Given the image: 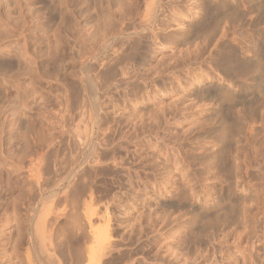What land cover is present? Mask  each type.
Returning a JSON list of instances; mask_svg holds the SVG:
<instances>
[{
    "label": "rangeland",
    "instance_id": "rangeland-1",
    "mask_svg": "<svg viewBox=\"0 0 264 264\" xmlns=\"http://www.w3.org/2000/svg\"><path fill=\"white\" fill-rule=\"evenodd\" d=\"M151 1L0 0V264H76L90 230L114 243L96 248L95 264H264V0L220 9L201 1L187 30L183 17L162 13L142 32ZM211 73L253 88L252 104L226 117L227 133L219 102L204 108L195 96ZM96 92L103 113L90 140ZM40 150L50 154L37 185L28 156ZM90 152L102 165L85 161ZM75 172L74 209L73 192L61 190ZM221 188L242 197L217 200ZM88 193L92 229L82 213Z\"/></svg>",
    "mask_w": 264,
    "mask_h": 264
},
{
    "label": "bare ground",
    "instance_id": "bare-ground-1",
    "mask_svg": "<svg viewBox=\"0 0 264 264\" xmlns=\"http://www.w3.org/2000/svg\"><path fill=\"white\" fill-rule=\"evenodd\" d=\"M149 1H151V0H149ZM181 1H185V2H189V6H186V8L189 10H187V11H183L181 8H180V5H179V2H181ZM201 1H204V2H207V4L208 3H210L212 6H213V8H215V7H217V8H221V5L223 6V3L225 2V0H152L151 2H149V4H147L146 5V12H145V14H144V19H143V21H142V24L140 25L139 24V28H140V26H141V29H139V30H141L142 32L146 29V26H149L150 24L151 25H155V23L159 20V16H160V14L162 15V13H167V16H181V17H183V19L181 18V21L179 22H177V23H179V28H187V27H189L191 24H193L195 21H197L198 22V15L196 14V13H191V14H189V12L190 11H194L195 9L193 8L194 6H195V4H197V3H200ZM202 4V3H201ZM199 6V5H198ZM201 6V5H200ZM202 6H204V5H202ZM201 6V7H202ZM215 6V7H214ZM205 7H207V6H205ZM204 8V7H203ZM216 8V9H217ZM202 9V8H201ZM208 9V8H207ZM199 10V9H198ZM202 11H204V12H206L205 10H203L202 9ZM198 13V12H197ZM203 13V12H202ZM189 14V15H188ZM201 14V13H200ZM164 16L166 17V15L164 14ZM164 17V18H165ZM162 18V17H161ZM160 18V19H161ZM201 18V17H200ZM205 21V20H204ZM196 23V22H195ZM194 23V24H195ZM200 23V22H199ZM178 27V26H177ZM124 28H126V26H124L122 29H124ZM137 28V27H136ZM133 29V28H132ZM135 29V28H134ZM191 29V28H190ZM193 29V28H192ZM119 30V29H118ZM138 30V29H137ZM187 30V29H186ZM124 31L125 30H120L119 32L118 31H116V32H114V33H112L111 35V37L109 36H107V38L105 37V39H102V41L100 42V45H99V47H98V50L97 49H95L96 51H93V53H91L90 54V57L91 58H95L96 56H98V54L100 55V52L101 51H105L109 46H108V42H110V41H112V40H114V39H116L117 38V35H122L123 33H124ZM147 31V30H146ZM184 31V30H183ZM110 34V33H109ZM130 35V34H129ZM134 35H135V32H134ZM118 39V38H117ZM131 39V38H130ZM111 44V43H110ZM112 50V49H111ZM98 51V52H97ZM94 52H96V53H94ZM112 54V53H111ZM107 55V54H106ZM111 56V55H110ZM229 64V63H228ZM234 65H235V63H233ZM248 66H249V64H248ZM254 66H255V64H254ZM258 66V65H257ZM252 67V66H251ZM250 67V68H251ZM256 68V67H255ZM255 68H253V69H255ZM228 69V68H227ZM230 69V68H229ZM232 69H234V68H232ZM235 70V69H234ZM221 74V73H220ZM209 74L208 76H206L203 80H199L197 83H196V88H195V96H196V98H197V101L198 102H200L201 103V107H206L207 106V103H211V102H213V105H215V103H217V102H219V105H218V107L219 108H216V110L214 111V113L215 114H218L219 116H217V119L218 120H220V125H219V127L220 128H222V131L223 132H225V133H227L228 132V129H227V127L229 126H227V122H226V117H228V116H233V114H234V112H233V109H234V107L236 106V105H238V104H240V103H242V104H245V105H249V103H251L252 104V101L251 100H253V88H252V86L250 87V86H240L237 82H235V80L233 79V78H231L229 75H226V74ZM230 74V73H229ZM234 75V74H233ZM94 76V75H93ZM100 76V75H99ZM96 77V76H95ZM96 78H98V77H96ZM95 78V79H96ZM88 79V78H87ZM233 79V80H232ZM260 80V79H259ZM95 80H92V79H88L87 80V83H89V85L92 87V90L94 89L95 91L100 87L101 88V84H98V87H97V83H95L94 82ZM240 83V82H239ZM253 84V83H252ZM264 84V83H263ZM244 85V84H243ZM259 87V86H258ZM257 87V88H258ZM261 87V86H260ZM256 88V89H257ZM264 88V87H263ZM255 88H254V90H256ZM194 90V89H193ZM258 90V89H257ZM94 91V92H95ZM98 91V90H97ZM193 94H194V92H193ZM253 97V98H252ZM257 98V97H256ZM255 99V98H254ZM251 101V102H250ZM207 102V103H206ZM258 102V101H257ZM255 103V102H254ZM79 107V106H78ZM77 107V108H78ZM97 107V108H96ZM215 107V106H214ZM67 108V107H66ZM82 108V107H81ZM78 109H80V108H78ZM97 109V110H96ZM82 110V109H81ZM92 112L90 113V115L88 116V120H89V123L90 124H88L89 125V128H86L85 129V132H87V129H89L88 131L90 132V134H92V137H89V139L91 140L92 138H93V136H95V139H98V135H95V129H97V130H99L100 129V127L98 128V123L100 122L99 120H101V118H100V114L101 113H103V109H102V107H100L99 106V103H98V95H97V92H96V95H95V98H94V103H93V105H92ZM84 113V112H83ZM85 115V114H84ZM236 115V114H235ZM236 117V116H235ZM235 117H234V120H235ZM85 118V117H84ZM233 118V117H232ZM231 118V119H232ZM228 119H229V117H228ZM227 119V120H228ZM83 120V119H82ZM84 121V120H83ZM82 121V122H83ZM230 121V120H229ZM228 123H230V122H228ZM100 124V123H99ZM229 128V127H228ZM221 130V129H220ZM110 131V130H109ZM100 133L102 134V135H106L107 134V131H105V128H104V130L103 131H100ZM99 133V134H100ZM110 133V132H109ZM108 133V134H109ZM100 134V135H101ZM50 138V137H49ZM49 138H47V139H49ZM51 140V139H50ZM41 140V142H39V143H41V145H43L42 143H50V144H53V140ZM99 141H100V139H99ZM38 143V144H39ZM99 143V142H98ZM40 145V144H39ZM38 146V145H37ZM53 146V145H52ZM39 147V146H38ZM2 150V141L0 140V153L3 151H1ZM27 151V150H26ZM51 151V150H50ZM31 152V151H30ZM29 151L28 152H26L24 155H22L21 157H24V156H26L27 154H29L30 153ZM48 151H46L45 153H43L41 150L38 152V153H35L34 155L31 153V155L30 156H28V158L29 157H33V159H30L29 160V168H28V170H27V167H26V170H27V173H29L30 175H29V177H30V179L31 180H33V182H36V184L37 185H39L40 184V181H41V177H42V174L44 173V170H45V167H46V157H47V155H48ZM50 154V153H49ZM1 155V154H0ZM5 156V155H4ZM59 156V155H58ZM2 158V157H1ZM4 158V157H3ZM5 158H6V156H5ZM4 158V159H5ZM8 158V157H7ZM91 158V160H88V159H90ZM86 159V160H85ZM84 160L85 161H88V162H90V163H92V165H100L101 163H103V162H101V159L99 158V156H93L92 155V153L90 152V154H89V156L88 157H86ZM55 160V159H54ZM58 160V159H57ZM53 161V160H52ZM61 162H62V160H60ZM66 161V160H65ZM64 161V162H65ZM73 161H75V160H73ZM85 161H84V163H85ZM6 162H7V160H6ZM10 162V161H9ZM9 162H7L6 163V165H8V163ZM59 162V161H58ZM60 162V163H61ZM87 162V163H88ZM2 163V162H1ZM11 163H12V166H10L12 169L13 168H15V170H16V168H19V169H21V167L23 168V164L25 163V160H22L21 162H20V164H16V163H13L12 161H11ZM54 163H57V162H54ZM83 163V162H82ZM81 163V164H82ZM4 164V163H3ZM50 164V163H49ZM62 164V163H61ZM89 164V163H88ZM87 164V165H88ZM56 165H58V164H56ZM102 165V164H101ZM62 166H63V164H62ZM80 166V165H79ZM50 167V166H49ZM48 167V168H49ZM56 167V166H55ZM59 167H61V165L59 166ZM59 167H58V169H59ZM66 167V166H65ZM64 167V168H65ZM52 168H53V166H52ZM84 168V167H83ZM47 169V168H46ZM50 169V168H49ZM54 170V169H53ZM29 171V172H28ZM47 171V170H46ZM48 172V171H47ZM73 174V173H72ZM82 174V173H81ZM41 175V177H39ZM74 176V177H73ZM77 176V172H75L73 175H70V178L72 177L73 178V180L71 179V182H69V184L67 185V186H65L64 188H63V190H61V192H62V194L61 195H65L66 197L68 196V195H70V193H72L73 191V189L75 188V185H74V181H75V177ZM80 177V176H79ZM77 178V179H80V178ZM9 180V179H8ZM68 181V180H67ZM83 181V180H82ZM84 182V181H83ZM12 183V182H11ZM11 186H13L12 184H10ZM11 186H9V187H11ZM77 186H79V185H77ZM15 187V186H14ZM80 187V186H79ZM86 187V186H85ZM77 188V187H76ZM82 188V187H81ZM83 188H84V186H83ZM82 190V189H81ZM72 191V192H71ZM79 191V190H78ZM75 192V191H74ZM74 192H73V194H71L72 195V199H70L71 200V204H72V207L75 209V208H77V206L79 205V198L76 196V195H74ZM76 192H77V190H76ZM81 192V191H80ZM79 192V194L78 193H76L77 195H81V193ZM84 192V191H83ZM88 192V191H87ZM53 194H55V193H53ZM83 194V193H82ZM218 196L216 197V199L217 200H222V197L223 196H227V197H229V194L231 195V196H234V198H240V197H242V196H240V195H238V194H236L235 192H229V191H226L224 188H221V189H219L218 190V192L216 193ZM225 194V195H224ZM59 195H60V192H59ZM86 194H84V196H85ZM52 196V195H51ZM56 196V195H55ZM57 197V196H56ZM66 197H65V199H66ZM80 197V196H79ZM51 198V197H50ZM82 198V197H81ZM226 198V197H225ZM59 199H60V196H59ZM67 199H69L68 197H67ZM66 199V200H67ZM84 199V198H83ZM83 199H81V201L83 200ZM86 199L87 200H84L83 202H81V203H83V205L82 206H84V212H82L83 214V217L85 216L86 217V221H87V223H88V225H89V228L90 229H92L91 228V218L93 217V215H92V210L90 211V204H91V202H92V194L91 193H88V195L86 196ZM216 199H215V201H216ZM53 200V199H52ZM65 200V201H66ZM64 201V200H63ZM67 202V201H66ZM70 202V201H69ZM206 202V201H205ZM220 201H218V203H219ZM222 202V201H221ZM218 203L217 202H214V203H212V204H210L211 206H207V205H203L204 203H202L201 205H199L198 207H199V210L201 209L204 213H206L205 211L208 209V212H209V209H211V211H213L212 209H217L216 207L218 206ZM70 204V203H69ZM167 204H171V202H168ZM207 204V203H206ZM53 206V205H52ZM50 207H51V205H50ZM68 207V206H67ZM70 207V206H69ZM81 207V206H80ZM207 207H209V208H207ZM79 208V207H78ZM48 209V208H47ZM50 209V208H49ZM81 210H82V208H80ZM79 209V210H80ZM48 211H50V210H48ZM57 211V210H56ZM74 211V210H73ZM76 211H77V209H76ZM54 211H52V213H53ZM78 212V211H77ZM105 216H101V218H102V220H106L105 222L107 223V222H109V217H108V212H107V209L105 210ZM75 213L76 212H74V215H75ZM49 214V213H48ZM94 214V213H93ZM53 215V214H52ZM57 215V214H56ZM73 215V217H75V218H73V223L75 224L74 226H76V221H80V219H79V216L78 217H76V216H74ZM55 217V216H54ZM59 218V217H58ZM104 218V219H103ZM76 219H79V220H76ZM52 222V221H51ZM76 222V223H75ZM72 223V224H73ZM79 224H81V223H79ZM78 224V225H79ZM50 225H51V223H50ZM77 225V226H78ZM73 226V227H74ZM48 228H49V224H48V226H47ZM46 227V228H47ZM82 228V227H81ZM75 229V228H74ZM77 233H78V231H77ZM48 234V233H47ZM49 234H50V231H49ZM89 234H90V236H89V238H90V245L89 246H87L86 247V250H84V252L82 251V252H80V251H78V250H75L74 251V258H75V262H76V264H95V262H96V260H95V258H97V256H96V248L97 249H99V250H101V251H104L105 249H110V248H112L113 246H114V243L113 242H111V240H110V237H109V234H107V235H105L104 233H102V234H100L99 236H96V235H93V233H92V230H90L89 231ZM43 235H45L44 233H43ZM53 235V234H52ZM48 236V235H47ZM40 237H43V236H40ZM46 236H44L43 238H45ZM42 238V239H43ZM41 239V240H42ZM50 238L48 237V239L46 238L45 240L47 241V240H49ZM66 239V238H65ZM88 239V238H87ZM41 240H40V242H41ZM51 240H53V239H51ZM51 240H49V241H51ZM58 240V239H57ZM61 240V239H60ZM77 240V239H76ZM86 240V239H85ZM48 241V242H49ZM63 241V240H62ZM113 241V240H112ZM47 242V244H49ZM53 242V241H52ZM64 242V241H63ZM89 242V241H88ZM57 243V242H56ZM42 244H43V247H44V251H46L47 249H49V245L51 246L53 243H51V244H49L48 245V247H46L45 246V241L43 240L42 241ZM42 244H40V245H42ZM41 247L42 246H40L39 248L41 249ZM43 247H42V249H43ZM57 247H58V245H57ZM52 250H54V247L53 246H51L50 247ZM62 248V247H61ZM60 248V249H61ZM69 248V247H68ZM74 248V247H73ZM41 249V250H42ZM81 249V248H80ZM50 250V249H49ZM67 250V249H66ZM69 250V249H68ZM72 250V249H71ZM43 251V250H42ZM69 252V251H68ZM71 252V251H70ZM45 253V252H44ZM46 253H47V251H46ZM45 253V254H46ZM51 253V252H50ZM48 255H49V253H48ZM51 255H53L54 256V254H50L49 256H51ZM69 256V255H68ZM73 256V255H72ZM52 258H54V257H52ZM51 258V259H52ZM70 259H72V258H70ZM9 260V259H8ZM61 263V262H60ZM70 263V262H69ZM74 263V262H73ZM99 262H97L96 264H98Z\"/></svg>",
    "mask_w": 264,
    "mask_h": 264
}]
</instances>
